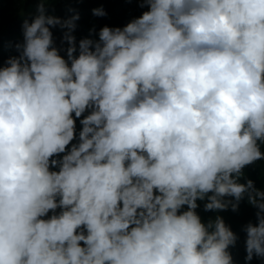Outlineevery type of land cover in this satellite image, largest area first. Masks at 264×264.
Returning <instances> with one entry per match:
<instances>
[{
  "label": "clouds",
  "instance_id": "9594fccd",
  "mask_svg": "<svg viewBox=\"0 0 264 264\" xmlns=\"http://www.w3.org/2000/svg\"><path fill=\"white\" fill-rule=\"evenodd\" d=\"M48 2L0 67V264H234L198 202L245 199V259H264V190L239 182L264 160V0H138L78 44Z\"/></svg>",
  "mask_w": 264,
  "mask_h": 264
},
{
  "label": "trees",
  "instance_id": "16d2710c",
  "mask_svg": "<svg viewBox=\"0 0 264 264\" xmlns=\"http://www.w3.org/2000/svg\"><path fill=\"white\" fill-rule=\"evenodd\" d=\"M38 2L39 0H0V67L5 66L10 57L19 55L15 45L23 42L22 25L25 19L31 22V19L36 15ZM100 7L106 11V16L93 15L92 10ZM46 8L49 15L62 19L69 18L74 14L79 15L80 18L76 21L77 27L73 33L77 44L83 38L98 39V32L104 26L123 27L147 10L146 7H140L138 0H49ZM92 29H95V33L90 35ZM51 31L53 32L54 46L59 48L61 50L60 54L67 59L66 48L68 45L61 43L63 30L56 27L52 28ZM84 115H87V113ZM81 127L79 119H77V137ZM75 142L74 140L73 143ZM261 150L264 151V146ZM243 173L244 176L239 182L244 183L247 179H251L256 188L264 190V160H258L254 164L246 166ZM198 203L200 207L197 212L202 221L207 222L219 215L223 217L225 223L238 236L236 245L229 249L234 264H264V259L256 257L251 261L245 259L246 234L243 227L249 222L256 223V209L250 206L246 199L240 202L239 210L236 212L230 209L227 211L206 212L203 208L204 202Z\"/></svg>",
  "mask_w": 264,
  "mask_h": 264
}]
</instances>
